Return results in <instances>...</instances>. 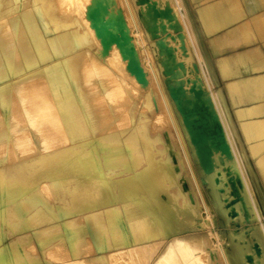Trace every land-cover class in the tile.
<instances>
[{"label":"bare ground","instance_id":"obj_1","mask_svg":"<svg viewBox=\"0 0 264 264\" xmlns=\"http://www.w3.org/2000/svg\"><path fill=\"white\" fill-rule=\"evenodd\" d=\"M40 1L31 0L32 17L29 26H26L25 37L32 34V37L43 35V38L39 37L37 40L33 38L32 42H28L22 39L17 21V17L27 10V6L22 5L26 7L23 9L17 7L14 0H0V81L10 78L9 83L0 84V121L3 122L0 126V130L3 131L0 142L4 141L8 146L7 149H13L15 155L19 157L21 174L30 172L35 175L37 181L41 182L40 185L63 188L69 192V195L82 199L84 203L79 209V206L71 210H62L59 207L58 211H55L50 206L53 203H48L49 194L46 193L48 194L46 197L44 189L32 190L31 187L22 185L24 183L20 180L7 184L0 171V227L7 222L5 218L7 219L10 203L12 204V215L17 219L16 224H20L23 230H30L28 232L31 237L32 235L34 237L36 233L34 219L36 220L35 217L42 208L50 211L58 219L60 225L68 229L69 224L78 215H82L86 220L94 216L108 217L107 229L100 228V226L97 228L94 222H88L97 254L79 260V264L95 261L118 264L117 260H126L125 264H140V260L136 259L141 253H148L149 261L153 256L156 257L155 264H181L179 261H185V264H198L194 256L196 249L203 251L206 257L217 256L223 264H234L237 258L235 252L229 253L228 249L219 244L218 251H212V246L204 245L196 238H185L182 236V230L169 229L166 225L167 222L179 226L185 219L187 225L198 226L201 217L197 211L193 216L196 209L200 212L204 210L208 217L210 215V209L202 195L189 155L193 154L192 157L202 172V170H211L210 168L213 167L211 164L215 161L212 156L216 152L222 155L220 160L223 156L225 158L231 156L232 153V151L230 153V147L233 146L231 138L225 136L224 128L221 129L222 125L220 126L221 123L217 120L219 119L216 117L217 113L211 111L209 105L213 104V101L211 102V99L209 100L206 96L207 93H204L203 86L202 89L200 82L189 77L186 80L188 85L184 81L185 86L182 87L180 79L177 88H175L176 85L171 84L172 89L168 97L164 94L151 58L150 47H148V42L145 43L142 27L130 8L129 0H120L128 9L127 22L119 17L115 24L111 21H104L98 9L86 8V0H58L49 7H43ZM69 2L73 7L69 9L70 12L68 8L65 9ZM150 2L151 0H139L138 4L147 31L156 32L155 29H162L166 24L171 25L175 18L172 17L170 10L158 9ZM68 13L73 15V19L59 24L62 21L60 15L71 16ZM79 17H83V20L80 21ZM158 48L164 57L161 61L166 70L165 74L171 83L176 76L184 73L185 68L182 63L173 64L176 65L175 67L167 66L165 58L172 54V49L168 48L163 40L159 41ZM92 49L95 50L96 55H98V50H101L102 60L103 57L110 56L111 62L107 66L111 69L109 79L114 80L115 85H113L118 91L120 90L121 93L117 96L120 101L117 99L118 101L115 102L112 97L113 102L105 103L100 100L103 96L100 97L96 90L94 93L93 90L91 91V89L98 88L100 80L104 81L100 76L103 71L102 67L98 68V65L93 63L94 51L92 53ZM138 53L142 55L143 62L145 58V64L136 59ZM109 58L104 59L105 62L109 61ZM170 58L168 61L172 62ZM98 60L100 61L99 57ZM38 66L41 69L40 73L35 69ZM177 68L179 69L176 70ZM195 70L198 71L199 68L196 67ZM43 81L47 83L46 88V85L43 87L45 84ZM109 83H107L108 86L112 87ZM181 87L184 89L187 87L188 93L184 92ZM139 90L146 92L147 96L157 92L158 100L154 104L157 110H166L170 126L175 133L172 134L174 143L168 135L165 136L171 142H166L164 132L160 131L166 129L149 126L148 114L139 111L138 101L133 99L134 95L138 97L143 95ZM104 93L107 95V92ZM123 96L129 97L130 101L125 109L128 113V125H122L119 120L125 108L121 102ZM43 99L52 101L51 104L55 107L54 120L50 119L52 118L50 104L48 103L49 107L45 106L46 102ZM91 99L102 102L97 106L99 116L94 110ZM170 99L172 106L182 116L184 138L188 141L187 149L181 134L176 129ZM216 99L220 106L223 100L220 93L217 94ZM216 99H214L215 102ZM149 100L144 102L146 106L149 105ZM219 113L221 114L220 111ZM156 114L157 120L162 121L161 114ZM49 119L53 120L52 127L45 124ZM110 119L115 123H112ZM126 126L128 129H123ZM225 130L228 131L226 128ZM47 131L53 135L48 134ZM156 137H160L162 141L169 144L164 145L163 149L170 146L177 149L178 157L185 167L184 171L187 172L186 177L192 179L191 184L195 187L194 191L197 190V200H185L179 196L181 193L179 187L172 191L166 186V181L170 179L176 181L177 172L172 167L170 159L162 157L160 160L156 157V153H160V149L152 142ZM31 151L35 154L32 153L30 157L20 161L23 154ZM234 151L236 152L235 149ZM235 154L238 163L241 162L238 154ZM174 160L172 158L175 164ZM25 168L26 171H24ZM212 171L214 173V170ZM204 174L202 177L206 178ZM72 184L73 186L70 187ZM12 185L17 186L18 189L13 190ZM101 189L104 191L107 189L108 194L100 195ZM162 191L166 194L165 199L159 196ZM210 194L218 195L212 192ZM248 200L252 202V209L254 207L258 210L256 199L250 197ZM241 205L242 209L244 205L243 203ZM245 208H243L244 211ZM228 211L229 209L225 210L224 215H228ZM236 211L240 212V210ZM203 213L201 214L204 215ZM246 214L249 216L251 213ZM256 215L254 214V217ZM196 216H198V221L195 220ZM224 217L228 218V216ZM141 218L144 219L143 224ZM41 227L39 226V230ZM161 229H166V232ZM68 232L71 234V230ZM262 233L264 234L263 229ZM128 235H131L132 240L128 241ZM6 236L1 230L0 264H17L16 259L10 254L16 240L7 243L5 242ZM156 237H159L158 242L151 243V239ZM204 237L205 235L202 238ZM167 241L169 243L166 245ZM111 242V248H121L119 252L109 249ZM251 256L248 258H252ZM42 260L40 263L26 262L25 264H48L50 262L45 255Z\"/></svg>","mask_w":264,"mask_h":264},{"label":"rangeland","instance_id":"obj_2","mask_svg":"<svg viewBox=\"0 0 264 264\" xmlns=\"http://www.w3.org/2000/svg\"><path fill=\"white\" fill-rule=\"evenodd\" d=\"M57 1L58 0H41L40 3L42 4L43 7H49L52 5V3L55 4V2H57ZM128 2L130 4V8H131L132 12L136 15V18L138 20V23L140 24V27H142L141 31H142V36H144V38H145V43L148 42V47H150L149 49H150V52L152 54L151 58H152V61H154L155 69L157 71V76H158V79L160 81V85H161V88H162L164 94H166V96L168 97V95L170 93V89H172L171 84H173V86L176 85L175 88H177L178 85L181 83V86L184 87L185 83H186V85H188L186 80L189 79V77L194 79V80H197L198 82H200L201 88L203 86L204 89L203 88L202 89H203L204 93H207L206 96L209 97V100L211 99V102L213 101L212 102L213 104H211L209 106H211V111L213 110L212 112L215 111V113H217V116H216V114H215V116L219 117L220 120L218 118H217V120L221 123L220 126L222 124L224 126H226L227 120L225 119V115L220 110V106H218V102L216 99L218 91H219L218 82H217V80L216 81L214 80V72H213L212 67L210 65V61H209V58L207 56L205 46L201 40L200 34H199L197 27L195 25L193 15H192L190 8H189V5H188V1L187 0H178V2H177L176 0H151L150 3L154 4L158 9L170 10L172 17L175 18V20L173 22H171L172 23L171 25L166 24L165 27H163V28L161 27L162 29H155L156 32L152 31L151 33L147 31V29L145 28V26L143 24V14L141 13L140 6L138 5L139 0H129ZM14 3H16L17 7L19 6L23 9H25L26 7H24L22 5L27 6V10L25 12L23 11L19 15V17H17V21L19 24L18 27L20 29L22 39H24L28 42H32L33 38H35L36 40L39 37L43 38V35H41V36L36 35L35 37H32V34L25 37L26 36L25 30L27 28L26 26L29 24V21L32 17L31 16V4H32L31 0H14ZM66 8H68V10L73 9V7H71V5H70V2L68 3V6L65 7V9ZM86 8H88L89 10L90 9H92V10L98 9L100 11L101 18L104 21H108V22L111 21V22H114V24L116 21H118L119 17H121V19L124 22H127V20H128V18H127V15H128L127 6H125L124 3L121 2L120 0H86ZM69 12H70V10H69ZM68 14L71 15L70 13H68ZM72 16L73 15L68 16V17H67V15H65V16L60 15V17H62V21H60L59 24L63 23V22L66 23V22L71 21L73 19ZM79 20L82 21L83 17H79ZM90 21H92V20L90 19ZM171 26H173V27H171ZM160 40H163L165 42V44L167 45V47L172 49L171 50L172 52L170 51L172 54L170 56H168V58H165V59H167V61H166L168 64L167 66H171V65L176 64V63H182L184 68H185L183 74L176 76L177 79L179 78L178 81L175 77L174 80H172L173 83H172V81H171V83L169 82L170 80H169V78H167V74H165L166 70L162 65L161 60H164V57L162 56V52H160V50L158 48V43ZM91 48H93V47H91ZM93 51H94L93 59H92L94 61L93 63L98 65V68L102 67L103 71L101 70L102 72H101L100 76H101V79L104 81L100 80V82L97 86L98 88L97 89L96 88L91 89V91L93 90V93H94V91L96 90V92L98 93V95H100V97L103 96L102 99H100V97H98V96H97V98H99L101 101L103 100V102L105 101V103L113 102V100L115 102H117L119 100V97H117V96L120 95L119 93H121V92H120V90L118 91L116 89V86H114L115 81L110 80L111 78L109 79V77L111 75V72H110L111 69L109 67L107 68V66H109V64L111 62V60L109 58L110 56H108V57L106 56V58H109V61L105 62L104 59H106V58L103 57V60H102V54L100 53L101 50H98V55H96L95 50L92 49V53H93ZM99 54H101V55L99 56ZM141 54H143V53H141ZM143 56H144V54H143ZM172 56H174V57H172ZM98 57H99L100 61L102 60L101 62L98 60ZM170 57H172L173 60ZM142 58H143L142 55H140L138 53L136 59L140 60L139 61L140 63L145 64V58H144V62H143ZM169 58H170V61H172V62L168 61ZM106 60H108V59H106ZM102 62H103V64H102ZM175 66L176 65H173V67H175ZM104 67L106 69H104ZM196 67L199 68L198 71L195 70ZM35 69L37 70L38 73H40L41 69L39 66L35 67ZM178 69L179 68H177L176 70H178ZM105 73L108 76L105 75ZM105 76H106V78H104ZM9 79L10 78L1 80L0 84L1 83H6V84L9 83L10 82ZM180 79L183 83L182 82L178 83ZM184 81H185V83H184ZM107 83H109V85H112V87L111 86L109 87ZM43 84H44L43 87L46 85L45 86V88H46L47 83L45 81H43ZM169 85H170V87H169ZM187 87L185 88L186 91L184 88H182V90L186 93H188ZM122 91L124 92L126 90H122ZM104 92H107L108 97H107V95H105ZM114 92H115V94H114ZM139 92H141V94H143L140 97H138L137 95H134L136 92H134V94H130V95H134L133 99H136V101H138L139 111L141 113L144 112L146 115L148 114L149 126L151 125V126H155V127H161V128L163 127L164 130L166 129L165 131L160 130L161 133L164 132L163 133L164 136L168 135L173 140V143H174V139H173L172 134H175V133L172 130V127L170 126L169 117L167 115L166 110H164V109H162V110L158 109L157 110V108L155 107L154 102H157V100H158V98L156 97L157 92L150 93L148 96H147L146 92H144V91L139 90ZM139 92L137 94H139ZM97 93H95V94L97 95ZM112 97H114L113 100H112ZM128 98L129 97L125 98L123 96L121 99V102L124 104L122 106H125V108L123 109L124 113L119 118L120 123L122 125H128V113L125 111L128 103L130 102ZM47 99H49V98L47 97ZM147 99H150L148 106H146L144 104L145 101L147 102ZM214 99H216V102ZM96 100L97 99H91V103L94 104V110L96 112H98V116H99V109L97 106H98V103L100 104L102 102L100 100H99V102H98V100L97 101ZM127 100H128V102H126ZM43 101L46 102L45 106L49 107L48 103L50 104V111H52V115H51L52 118H50V119L54 120L53 112L55 111V107L52 106V104H51L52 101L44 100V99H43ZM169 102H170V105L173 109L176 129L181 134L182 140L184 141L183 143L187 149L186 144H188V141L184 138L185 132H184V129L182 128V126H183L182 125L183 122L181 120L182 116H180L178 114L179 112L175 110L174 106H172L173 103H172L171 99L169 100ZM48 111H49V109H48ZM219 111L221 112V114L219 113ZM156 113L161 114L160 119L161 120L163 119L162 121L159 122L157 120V114ZM98 118H100V117H98ZM231 118H232V121H234L232 114H231ZM50 119L47 120L45 124H49L52 127L53 126V120H50ZM110 121L112 123H115V121L112 119H110ZM108 122H109V120H108ZM1 125H3V122L1 123V121H0V126ZM223 125H222L221 129L224 128ZM234 125L236 127V134L231 135V137H230L231 141L233 143V146L231 145L232 147H230V149H231L230 153L232 151L233 154L231 153V156L229 155L226 158L223 156L221 158L222 160H220L219 158L222 155L219 152L217 153L215 151L216 155L213 154V156H212L213 161L214 160L215 161L214 162L212 161L213 164H211V166H213V167L210 168L211 170L209 169L211 172L204 170L206 172L204 174V171L202 170V172H203L202 173L201 168H199L196 160H194L193 159L194 157H192L193 154L189 155L190 156V163L195 170L194 173L196 175L197 182L199 183V187L201 189L202 195L205 199V202H206L208 208L210 209L209 217L206 216L204 210L202 211V208H201L202 212H200L199 210L196 209L195 213L193 214V216H195L196 211H197V213L200 214L201 218L199 217L200 221H199L198 226H195L196 224H194L195 227L187 225V220H185V219H184L183 223L179 224V226H178V224L172 225V224H169L167 222H166V225H167V227H169V229L174 228L177 231L182 230L183 231L182 236H184L185 238H196L198 241H201L200 243H202L204 245L208 244V245L212 246V251L215 250L217 252L218 251L217 246L220 245V246H224L226 249H228L229 253L235 252L237 258H236L234 264H250V263L251 264H254V263L255 264H262L261 260H263L262 262L264 264V255H263L264 254V234L262 233V229L264 230V202H257L256 201V203L258 205V210H255L254 207L252 209V202H250L248 200V198L254 197V196H255L254 198H259L258 195L259 194L262 195V192L264 191L263 178H262V180L260 179L259 174L255 170L253 163L250 161V156H248L246 154V150H245L246 146H248V147L253 146L252 143H254L255 139L250 138L248 128H246L245 126L244 127L243 126L238 127V125L236 123H234ZM45 126H47V125H45ZM51 127H49V128H51ZM123 129H128V127L126 126ZM241 131L243 132V134L248 135V137L247 136L245 137V140H241L239 137V133ZM48 132L49 131H47V133ZM48 134L53 135L52 133H48ZM224 134L226 136V132H224ZM1 136H3L2 130H0V137ZM165 140L167 143L171 142L166 136H165ZM152 142L157 146L158 149H160L159 150L160 153L159 152L156 153V157H159L160 160H162V157L170 159V163L172 164V167L177 172L176 181H174L172 179H170V181H166V186L169 188V190L174 191V189H177L179 187L181 190V193L179 194V196L181 198H184L185 200H191V199L197 200L198 199L197 198L198 197L197 196V190L194 191L195 187L192 186V184H191L192 179L190 177H186L187 172L184 171L185 167H183V164L180 161L181 159H179V157H178L177 149H175L173 146L172 147L170 146L169 148L163 149L164 145H169V144H167L165 141H162L160 137H156V139H153ZM263 146H264V144H263ZM7 147L8 146L5 145L4 141L0 142V171H2V174L4 177V182H6L7 184H13V183H15L16 180H20L24 183L22 185H27L28 187H31L32 190L37 191L38 189L39 190L44 189L43 191H45L44 193H45L46 197L49 194V199L47 198L48 203L49 204L53 203V205H50V206L55 211H58L59 207H61L62 210H71L74 207L79 206L78 207V209H79L83 206L84 201L82 199H77V198L72 197L71 195H69L68 191H65V189L60 188V187L49 186V185H46V186L40 185L41 182L37 181V179L35 178V175L31 174L30 172L28 174H26V173L21 174L22 170H21V166L19 165V162H18L19 157H17L15 155L13 149H11V148L7 149ZM234 149L236 150L238 157L244 155V152H245V154L247 155V157H246L247 161H248L249 165L251 166V170H248L246 167H244L243 164H241V162L238 163L237 155L235 154ZM188 151L189 150H187V152ZM32 153H33V151H31L30 153L23 154L22 157L20 158V161H21V159L30 157L32 155ZM33 154H35V153H33ZM217 154H219V156H217ZM214 156H216L217 158ZM251 156L254 157L255 154L253 153ZM172 158L175 159L174 160L175 164L172 162ZM227 158H228V160H225ZM217 159H219V160H217ZM178 166H180V167H178ZM212 170H214V173ZM24 171H26V168L24 169ZM202 174H204L206 176V178L204 176L202 177ZM206 174H208V175H206ZM213 174H215L216 176ZM210 175H211V177H209ZM215 178L217 179V181H215L216 180ZM213 179H215V180H213ZM210 180H212V182ZM213 181H215V182H213ZM255 184L258 186L261 193L254 192ZM209 185H211V186H209ZM71 186H73V184L70 185V187ZM12 187H13V190L18 189L17 186L12 185ZM6 188H9V186H6ZM98 188H100V187L98 186ZM107 189H108V186H107ZM107 189L105 191L103 189H101L100 195H107L108 194ZM211 192L213 194L216 193L215 195H217V194L218 195L214 196V195L210 194ZM46 193H48V194H46ZM165 195L166 194L163 191L160 192V194H159V196L163 199H165L164 198ZM188 195H190L189 198H188ZM214 197H215V199H213ZM243 200H245V201L247 200L248 201V202L246 201L247 204ZM220 202L223 204H221ZM237 203L238 204L240 203L239 204L240 206H242L241 204L243 203L244 207H242V209H241V207L238 206ZM214 204L216 205V207ZM220 204H221V206H220ZM232 204L233 205L235 204L236 206L235 205L233 206ZM246 205H247V208H245ZM11 208H12V204L10 203V204H8V213L6 216L7 219L5 218V220L7 222L5 223V225L3 227H0V231L2 230V232L7 235L5 242L11 243L12 241L16 240L15 245L10 250V254L16 259L17 264H25L26 262H28V263H40L41 261H43L42 260L43 255H45V257L48 258V260L50 261V262H48V264H79V260L87 258V257H92V256H95L97 254L96 249H95L96 247L94 245V242L92 241L93 237H91L92 235H90L91 233L89 231L90 227L88 225V222L89 221L94 222V224L97 226V228L100 226V228L104 227L106 229H107L106 226H108V224H109L108 217L107 218H105V217L104 218H101V217L97 218L96 216H94V217H92V218L90 217L88 220H86L82 217V215H78L74 218L75 220L73 219L74 221H72L69 224V226H68L69 229H68L66 227L61 226L60 222H58V219L56 217H54V215L51 214L50 211H48L45 208H42L41 212L35 217L36 220L34 219V223H35L34 229L36 230V233L34 234V237H33V235L31 237L30 232H28L30 230H28V231L23 230L21 228L20 224H18V225L16 224L17 219L12 215ZM221 208H223V209H221ZM243 208H245V211ZM227 209H229V211L227 213L228 215H224V213L226 214V212H224V211L225 210L227 211ZM236 210H240V212H242L243 214L242 213L240 214V212L236 211ZM247 210H249V211L246 212ZM253 210L255 211V213ZM201 213H203L204 215H202ZM246 213H248V214L251 213L252 215L250 214L248 216ZM256 213L258 216L256 215ZM254 214L256 215L255 216L256 218L254 217ZM236 215H238V216L236 217ZM224 216H228V218L226 219V217H224ZM197 218H198V216L195 217V220L198 221ZM207 218H209L208 220L210 222L207 220ZM140 220H141V223L143 224L144 219L141 218ZM211 220H212V223H211ZM226 220H228V222ZM191 221L193 222V219H191ZM200 223H202V224H200ZM39 226H42L41 227L42 230L40 229L41 231L39 230ZM190 227H193V228H190ZM183 228H186L187 230L183 229ZM67 229L71 230V234H69ZM161 230L166 232L165 231L166 229H161ZM254 231H255V233H254ZM257 232H258V235H256ZM203 235H205L204 239L202 238ZM161 237H163V236L161 235ZM128 238H129L128 241L132 240L131 235H128ZM238 238L239 239L241 238V240L239 241ZM157 239L159 240V237L151 239V241H152L151 243H157L158 242ZM208 239H209V241H208ZM259 239L261 242L259 241ZM40 243L43 246H41ZM168 243H169V241L166 242V245ZM109 244H110L109 249L111 251L114 250L116 252H119V250L121 249L120 247L111 248L112 242ZM262 244H263V246H262ZM124 246H127V245H124ZM215 246H216V248H215ZM255 247H257V248H255ZM254 250H255V253H254ZM256 250H257V253H256ZM202 252L203 251H201L200 249H196V251H195L196 254L194 253V256H196L195 257L196 263H198V264H223V262L217 256L209 258V257L204 256ZM246 255H247V257H246ZM253 255H255V256H253ZM256 255H258V257ZM249 256H251L252 258L249 259L248 258ZM138 258L136 260H138V261L140 260L139 261L140 264H155V262H156V257H154V256L149 261L150 257H149L148 253H141L140 257H138ZM250 260H252V262H248ZM125 261L126 260H117L116 263L125 264ZM179 262L181 264H185V261H179ZM87 264H107V263L95 261V262H89Z\"/></svg>","mask_w":264,"mask_h":264},{"label":"crops","instance_id":"obj_3","mask_svg":"<svg viewBox=\"0 0 264 264\" xmlns=\"http://www.w3.org/2000/svg\"><path fill=\"white\" fill-rule=\"evenodd\" d=\"M187 1L223 99L224 132L236 134L234 123L248 128L255 141L246 154L264 185V0ZM246 136L239 133L241 140ZM246 154L239 158L251 170ZM254 192L261 193L256 184ZM258 197L264 202V191Z\"/></svg>","mask_w":264,"mask_h":264}]
</instances>
